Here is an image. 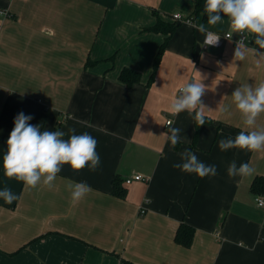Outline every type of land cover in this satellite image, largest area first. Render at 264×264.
I'll return each instance as SVG.
<instances>
[{"label": "crops", "instance_id": "0c3cea01", "mask_svg": "<svg viewBox=\"0 0 264 264\" xmlns=\"http://www.w3.org/2000/svg\"><path fill=\"white\" fill-rule=\"evenodd\" d=\"M195 0H0V264H264V206L251 190L264 176V151H221L218 141L246 129L232 93L264 81L256 55L234 59L237 43L203 47L205 34L182 23L169 40L153 83L147 81L164 34L147 31L173 14L189 16ZM222 15L208 31L224 34ZM249 48H258L249 34ZM88 61L95 64L87 65ZM130 67L142 73L131 87L119 79ZM192 80L205 85L204 115L196 145L194 113L169 110L179 89ZM227 108V111H221ZM19 113L41 131L87 132L97 141L99 167L75 171L65 164L54 187H25L4 176L6 141ZM179 128L172 147L167 120ZM264 127V114L257 120ZM217 167L200 178L174 168L184 149ZM249 163L253 176L230 178L229 164ZM142 174L146 180L126 178ZM119 174L125 197L113 193ZM84 182L91 191L75 206L67 185ZM182 223L195 228L188 247L175 240Z\"/></svg>", "mask_w": 264, "mask_h": 264}, {"label": "clouds", "instance_id": "9594fccd", "mask_svg": "<svg viewBox=\"0 0 264 264\" xmlns=\"http://www.w3.org/2000/svg\"><path fill=\"white\" fill-rule=\"evenodd\" d=\"M204 12L207 15V24L216 25L221 22L222 15L230 21V32L226 38H231L233 33L244 36L237 42L234 59L243 61L249 52L256 55L258 49L264 50V0H205ZM190 27H194L200 33L205 34L204 44L216 45L220 39L216 34L209 32L204 24H195L192 20H185ZM254 35V43L258 48H249L245 44L246 35ZM257 69L264 68V52H260L254 61ZM205 92V85L200 81L192 80L185 83L179 89V94L171 101L169 110L178 115L183 111L195 113L194 119L198 126L205 124L204 106L201 97ZM235 108L241 114L243 124L248 131L241 130L234 139L225 138L218 141L221 151L233 148L246 149L248 151H264V127L257 126V120L264 114V81L256 86L241 85L232 93ZM222 108L221 111H227ZM31 116L19 113L14 120V127L6 141L7 150L3 155L4 176L8 179H16L23 182L25 187L36 188L42 184L49 190L54 187L57 174L63 165H69L73 170L79 171L88 167L95 171L100 164V157L96 151L98 141L89 133L76 134L70 130L67 135L61 130L41 131L39 125H32ZM180 129L168 126L165 133L167 139L174 148L180 142ZM180 162L173 167L189 174H195L200 178L217 175L215 165H207L189 149H184L180 154ZM256 169L249 163H241L237 166L233 160L227 174L230 178L253 176ZM71 194V204H78L91 188L84 182L67 185ZM17 195L10 187L0 189V199L6 204H11L17 199ZM259 205L264 206V198L257 197Z\"/></svg>", "mask_w": 264, "mask_h": 264}, {"label": "trees", "instance_id": "16d2710c", "mask_svg": "<svg viewBox=\"0 0 264 264\" xmlns=\"http://www.w3.org/2000/svg\"><path fill=\"white\" fill-rule=\"evenodd\" d=\"M204 4H205V0H195L194 11L191 15H189V17L194 22L198 21V19H201L203 23H207V15L204 12ZM153 12L157 16V21L153 26L145 28L144 30L162 33L164 34L165 38H164L163 43L160 45V48L156 54V57L153 63L152 73L150 75L149 80L147 81L148 86H150L155 79V75L160 66L163 54L168 46L170 38L175 33V31L178 29V27L182 24L181 22H178L176 20L172 22L163 20L161 19V17H159L158 12L156 10H154ZM92 64H95V62H92V61L87 62L88 66ZM119 79L123 83H125L127 86L131 87L135 84L141 83L142 73L130 67H124L120 72ZM194 116H195V113H194ZM210 121H211V118L205 115V124ZM194 123H195V132H194L193 141H192L193 146L196 145V141L198 139L200 129L203 126V125L198 126V123L195 119H194ZM178 144H180V142ZM178 144L175 147H177ZM112 185H113V193L116 196L125 197L126 188L123 186V180L119 174H114L112 178ZM251 190L255 194L264 193V176L259 175L254 179L251 185ZM194 234H195V228L192 225L182 223L177 229L175 240L179 244H182L183 246L188 247L192 244ZM121 264H138V263L132 260L126 259V258H122Z\"/></svg>", "mask_w": 264, "mask_h": 264}, {"label": "built area", "instance_id": "2783aa9c", "mask_svg": "<svg viewBox=\"0 0 264 264\" xmlns=\"http://www.w3.org/2000/svg\"><path fill=\"white\" fill-rule=\"evenodd\" d=\"M0 14H2V15H7L8 12H7L5 9H1V10H0ZM173 19H174V21L176 20V21L181 22V23H184L185 20H189V19L192 20L189 16H184V15H182L181 13H174V14H173ZM192 21H193V20H192ZM193 23H195V22L193 21ZM209 32H212V33H214V34H216L217 36L220 37L218 43H217L216 45H214V47H219V46H221V45L223 44V42H224V39H229V38H226V37L228 36V34H229L230 31H227V32H225V33L222 34V35L219 34V33H217V32H213V31H209ZM241 39H244V36H243L242 34H239V33H233V34L231 35V38H230L229 40H232V41H234L235 43H237V42H238L239 40H241ZM248 39H249V34L246 35V38H245V44H248ZM204 40H205V38H204ZM211 46H213V45H206V44H204V41H203V47H204V48H209V47H211ZM170 123H171V119H168V120H167V124H170ZM133 180H146V177H145L144 175L138 173V174H135L133 177L126 178V179H125V182H126L127 184H129V183H131ZM257 197L264 198V197L259 196V195H258ZM257 197H256V200H257ZM257 202H258V201H257ZM258 204H259V202H258Z\"/></svg>", "mask_w": 264, "mask_h": 264}]
</instances>
